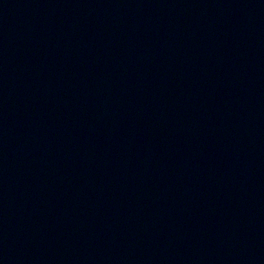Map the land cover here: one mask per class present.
<instances>
[{"label": "water", "instance_id": "1", "mask_svg": "<svg viewBox=\"0 0 264 264\" xmlns=\"http://www.w3.org/2000/svg\"><path fill=\"white\" fill-rule=\"evenodd\" d=\"M0 264H264V0H0Z\"/></svg>", "mask_w": 264, "mask_h": 264}]
</instances>
